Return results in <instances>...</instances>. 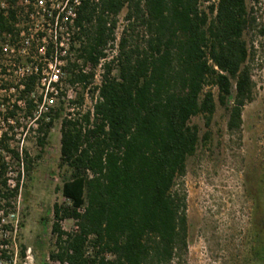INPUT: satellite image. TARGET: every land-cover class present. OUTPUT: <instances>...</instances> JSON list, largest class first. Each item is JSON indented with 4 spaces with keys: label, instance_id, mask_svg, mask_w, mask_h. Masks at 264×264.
Wrapping results in <instances>:
<instances>
[{
    "label": "trees",
    "instance_id": "obj_1",
    "mask_svg": "<svg viewBox=\"0 0 264 264\" xmlns=\"http://www.w3.org/2000/svg\"><path fill=\"white\" fill-rule=\"evenodd\" d=\"M124 8L125 29L114 50ZM251 11L247 0H78L73 24L80 69L67 62L68 82L85 91L93 75L83 67L95 69L108 47L113 56L92 92V110L81 123L62 122L60 161L71 175L62 186L68 206L53 207L54 264H173L187 253L186 193L178 182L199 143L190 120L201 115L208 125L234 88L227 129L241 128L242 110L252 100L244 39L256 24ZM12 22L13 13L8 19L0 13V36L18 34ZM34 82L31 77L23 96ZM33 108L27 101L28 114ZM58 115L36 121L41 146ZM5 169L0 153V177ZM65 219L74 221L70 233L60 228ZM252 250L264 260L259 237Z\"/></svg>",
    "mask_w": 264,
    "mask_h": 264
},
{
    "label": "rangeland",
    "instance_id": "obj_2",
    "mask_svg": "<svg viewBox=\"0 0 264 264\" xmlns=\"http://www.w3.org/2000/svg\"><path fill=\"white\" fill-rule=\"evenodd\" d=\"M247 5L256 19L244 35L251 52L247 66L252 100L242 110L238 131L227 129L234 88L227 106L217 105L208 125L201 115L190 120L198 129L199 143L178 182L186 193L188 249L173 264H264V260H256L252 250L255 238L264 242V36L260 34L264 31V0H247ZM125 14L124 8L117 18L116 41L125 29ZM106 53L100 67L87 66L93 80L85 91L79 86L70 99L56 102L59 115L42 146L35 129L26 130L29 123L19 124L16 136L13 133L0 142V147L7 146L13 152H0L6 168L0 177V185L6 181V189L1 188L0 193V264H54L50 259L56 251L53 207L68 206L62 186L71 175L60 161L62 122L77 119L81 123L82 116L92 110L96 97L92 92L100 85L104 63L113 56L111 47ZM79 95L83 101L72 103ZM14 153L19 154V160ZM60 228L70 233L74 221H61Z\"/></svg>",
    "mask_w": 264,
    "mask_h": 264
},
{
    "label": "built area",
    "instance_id": "obj_3",
    "mask_svg": "<svg viewBox=\"0 0 264 264\" xmlns=\"http://www.w3.org/2000/svg\"><path fill=\"white\" fill-rule=\"evenodd\" d=\"M77 5L78 0H16L12 4L0 0V13L5 19L13 13L18 31L0 36V139L16 136L22 123H29L26 130L36 133V121L55 112L56 102L76 94L78 84L68 82L65 68L70 61L80 69L74 52L79 44L73 24ZM31 77H35L34 91L23 96ZM31 100L35 108L28 114L27 101Z\"/></svg>",
    "mask_w": 264,
    "mask_h": 264
}]
</instances>
